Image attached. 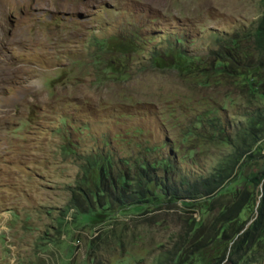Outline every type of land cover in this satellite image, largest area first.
Here are the masks:
<instances>
[{
  "label": "rangeland",
  "instance_id": "374dc122",
  "mask_svg": "<svg viewBox=\"0 0 264 264\" xmlns=\"http://www.w3.org/2000/svg\"><path fill=\"white\" fill-rule=\"evenodd\" d=\"M0 12V264H159L169 251L204 264L182 262L181 246L222 233L226 264L256 202L233 226L219 212L261 193L248 183L264 171V74L243 33L264 0H0ZM225 164L209 197L119 196L141 170L193 181ZM253 252L240 263L264 264Z\"/></svg>",
  "mask_w": 264,
  "mask_h": 264
},
{
  "label": "trees",
  "instance_id": "16d2710c",
  "mask_svg": "<svg viewBox=\"0 0 264 264\" xmlns=\"http://www.w3.org/2000/svg\"><path fill=\"white\" fill-rule=\"evenodd\" d=\"M243 35L247 40L246 52L252 50V58L249 59L256 58L257 61L253 67L264 74V15L257 21L254 30L244 32ZM215 54L224 56L222 50L217 51ZM226 57L231 63L235 62L232 55L227 54ZM249 117H254V114H249ZM228 171L229 168L225 164V166L222 167L221 165V167L214 169L211 174L199 180L190 181L188 178H182L177 182L171 175H165V172L162 177L155 178L148 172L141 170V173L138 172L137 174L135 189L130 192L122 190L119 196L134 201L143 196L147 199L159 197V199L165 198L172 201L209 197L216 189L221 188L222 190L227 185ZM248 184L256 188L261 186L258 201L257 195L245 190L219 212V221L222 224L233 226L245 205L251 200L254 204L256 202V214L252 222L245 229H243V225L237 227L235 234L238 235L231 241L229 259L226 264H241V260L246 259L249 254L254 255L255 252L253 251H264V171L251 176ZM150 185H152V190L149 188ZM93 187L94 190L91 191V194L96 196V186ZM226 240L224 233L219 237H206L198 243L195 239H190L181 246L179 257L182 256V262H186L189 257L198 256L204 264H215L217 261L220 264L222 259L217 260L219 258L218 254L221 243ZM166 255V258L161 260L159 264H172L176 258V251L175 253L169 251Z\"/></svg>",
  "mask_w": 264,
  "mask_h": 264
},
{
  "label": "bare ground",
  "instance_id": "6f19581e",
  "mask_svg": "<svg viewBox=\"0 0 264 264\" xmlns=\"http://www.w3.org/2000/svg\"><path fill=\"white\" fill-rule=\"evenodd\" d=\"M1 13V12H0ZM3 13V12H2Z\"/></svg>",
  "mask_w": 264,
  "mask_h": 264
}]
</instances>
